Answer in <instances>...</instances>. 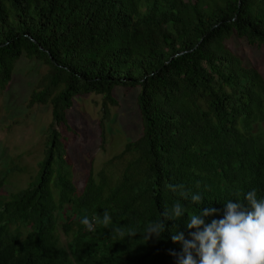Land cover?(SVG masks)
Listing matches in <instances>:
<instances>
[{
	"label": "trees",
	"instance_id": "obj_1",
	"mask_svg": "<svg viewBox=\"0 0 264 264\" xmlns=\"http://www.w3.org/2000/svg\"><path fill=\"white\" fill-rule=\"evenodd\" d=\"M233 39L264 46V0H0V94L21 58L40 62L28 106L52 118L34 179L0 199V264H179L171 237L191 239L188 214L215 208L208 224L229 200L250 208L253 189L264 200V80L227 49ZM116 87H140L142 135L109 162L118 176L89 173L80 192L55 126L91 94L106 119ZM177 202L187 213L163 218ZM154 222L165 229L146 239Z\"/></svg>",
	"mask_w": 264,
	"mask_h": 264
},
{
	"label": "rangeland",
	"instance_id": "obj_2",
	"mask_svg": "<svg viewBox=\"0 0 264 264\" xmlns=\"http://www.w3.org/2000/svg\"><path fill=\"white\" fill-rule=\"evenodd\" d=\"M227 49L237 56L244 66L255 69L264 80V46L247 45L243 40L226 42ZM46 73V66L34 60L21 58L14 69L8 88L0 94V199L25 189L38 172V163L44 156L46 131L52 122L49 106L30 108V94ZM140 87H116L113 96L117 106H109L105 119L102 114V97L85 95L74 99L67 112L68 128L55 126L60 133L66 161L73 184L82 191L89 173L104 171L109 177L120 174V164L109 162L118 156L126 143L142 135V120L137 107ZM59 222H63L60 217ZM59 223V224H60ZM59 242H66L58 230Z\"/></svg>",
	"mask_w": 264,
	"mask_h": 264
},
{
	"label": "clouds",
	"instance_id": "obj_3",
	"mask_svg": "<svg viewBox=\"0 0 264 264\" xmlns=\"http://www.w3.org/2000/svg\"><path fill=\"white\" fill-rule=\"evenodd\" d=\"M181 196L189 198L187 192H181ZM190 199L194 203L202 201L198 193L192 194ZM244 200L250 208L239 200H229L226 202L224 217L208 224L204 217L214 215L217 211L215 208H202L199 214H188L186 227L196 230L189 232L191 239H185L182 232H176L171 237L174 243L183 245V256L179 258V264H264V200L257 199L255 189L247 192ZM185 213L177 202L170 213L166 210L161 215L165 219L177 220ZM96 220L95 216L89 219L85 215L80 223L88 231H94ZM110 222L111 215L108 210H104L102 223L107 227ZM164 229L163 222H154L147 227L145 238H159ZM170 254L176 255L174 252Z\"/></svg>",
	"mask_w": 264,
	"mask_h": 264
}]
</instances>
